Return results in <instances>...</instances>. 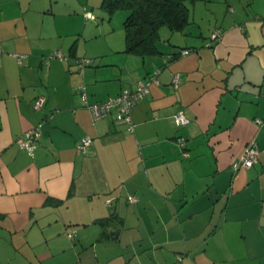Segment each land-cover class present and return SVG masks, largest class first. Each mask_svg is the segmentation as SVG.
<instances>
[{"label": "crops", "instance_id": "0c3cea01", "mask_svg": "<svg viewBox=\"0 0 264 264\" xmlns=\"http://www.w3.org/2000/svg\"><path fill=\"white\" fill-rule=\"evenodd\" d=\"M193 5L141 55L101 0H0V264H264V0ZM157 69L133 130L82 105L81 87L100 102ZM36 126L29 153L18 141ZM252 139L255 162L232 170Z\"/></svg>", "mask_w": 264, "mask_h": 264}, {"label": "trees", "instance_id": "16d2710c", "mask_svg": "<svg viewBox=\"0 0 264 264\" xmlns=\"http://www.w3.org/2000/svg\"><path fill=\"white\" fill-rule=\"evenodd\" d=\"M196 1L197 0H101V8L109 15L114 14L118 10H125L127 14L122 23L125 37V51L148 55L159 53L157 45L161 40V30L163 28H167L172 32H180L192 22L191 8H193V4ZM189 4H192V7ZM53 52L50 55H52ZM22 55V57H24V54ZM45 58H47V56ZM45 58L44 61L46 60ZM175 113L173 114V119ZM174 123L177 127H183L187 124L178 125L175 119ZM180 137L184 138L183 144H180ZM175 146L179 149L182 158H188L189 151L187 138L185 136L177 135L175 137ZM232 170L234 169L232 168ZM129 195H133L136 201L129 202ZM126 199L129 203H135L138 197L134 194H128ZM107 204H110V200Z\"/></svg>", "mask_w": 264, "mask_h": 264}, {"label": "built area", "instance_id": "2783aa9c", "mask_svg": "<svg viewBox=\"0 0 264 264\" xmlns=\"http://www.w3.org/2000/svg\"><path fill=\"white\" fill-rule=\"evenodd\" d=\"M83 15L87 18L94 19L95 15L92 14L89 11H84ZM220 38V31L219 29H215L210 34V42L217 41ZM189 52L188 49H184L181 51V54H187ZM17 59L20 60L22 58V54H15ZM51 56L55 57H62L60 51H54L52 55H49L45 62H49V58ZM90 59L83 58L78 59V65L82 69V67L90 63ZM159 72V69L155 70L152 75L146 76L144 78L138 79L133 87L131 88H124L122 89L118 94L108 97L107 99L95 102V103H89L86 98L85 89L84 87H81L80 90L81 99H82V105L89 109L92 117L94 119L102 118L106 115H108L113 109L116 110V118L118 120H124L128 123V127L130 130H133V123L130 119V108L133 104H135L138 100L142 99L146 94L149 92L150 84L156 79V74ZM179 82L178 75H173L172 78V84L174 87H177ZM44 102V96L40 95L36 98L33 107L35 109H38L41 107L42 103ZM174 119L176 124L178 125H184L188 123V118L185 116L182 110H178L175 115ZM254 122L257 125H260L262 123V120L260 118H255ZM40 136V130L39 127H33L32 129H29L23 133V136L21 140L18 141V144L21 148H24L29 153H32L33 149L35 148V141ZM183 137L179 138L180 144H183ZM92 143V138L88 135L82 137L78 143L76 144V147L79 151L82 153L87 150V148ZM256 159V151H255V142L254 140L248 141L245 148L243 149L241 155L237 160H235L232 163V168L238 169L239 167L249 168L253 165ZM129 202L136 201V198L133 195L128 196ZM107 203H109V200H107ZM73 232L69 231L68 236H71Z\"/></svg>", "mask_w": 264, "mask_h": 264}, {"label": "rangeland", "instance_id": "374dc122", "mask_svg": "<svg viewBox=\"0 0 264 264\" xmlns=\"http://www.w3.org/2000/svg\"><path fill=\"white\" fill-rule=\"evenodd\" d=\"M190 5V4H189ZM192 7V4L190 5ZM194 6V5H193ZM192 9V8H191ZM193 10V9H192ZM101 11V12H100ZM96 10L95 9V12L93 13L95 16H98V21L101 23V22H106L107 21V17L108 15L103 12L102 10ZM127 12L125 10H118L116 11L113 15H112V23L115 25H121V22L123 21V19L125 18ZM166 31V30H165ZM161 35H162V32H161ZM169 37V36H168Z\"/></svg>", "mask_w": 264, "mask_h": 264}]
</instances>
